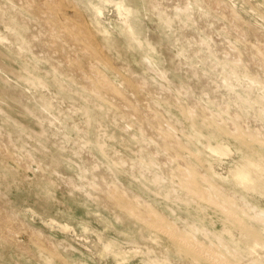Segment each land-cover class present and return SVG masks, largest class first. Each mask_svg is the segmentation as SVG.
<instances>
[{"label":"rangeland","instance_id":"374dc122","mask_svg":"<svg viewBox=\"0 0 264 264\" xmlns=\"http://www.w3.org/2000/svg\"><path fill=\"white\" fill-rule=\"evenodd\" d=\"M18 1L0 0V143L9 148L0 145V227L7 228L0 229V264H214L211 258H192L186 241H179L191 242L193 227L201 230L193 239L197 245L211 239L216 245L222 236L250 258L255 240L264 241V223L242 206L245 197L264 211V196L252 180L254 173L264 180V170L255 171L264 169V6L258 0H186L187 5L185 0H50L59 8L48 19L39 10L44 0ZM34 13L44 17L38 20ZM56 17V22H83V37L96 48L78 37L53 34L57 30L47 22ZM52 39V44L61 41L62 50L58 41L50 44ZM90 64L109 88L85 78ZM139 84L150 87L136 90ZM240 95L248 99L244 105L237 102ZM239 161L253 163L246 180L236 178ZM200 174L219 187L209 202L195 188L210 185ZM121 199L133 204L131 211L116 206ZM144 212H154L160 223L138 222L135 215ZM249 224L257 231L246 233ZM15 225L20 228L13 230ZM241 227L245 233L233 237ZM254 252L264 264L263 248Z\"/></svg>","mask_w":264,"mask_h":264},{"label":"bare ground","instance_id":"6f19581e","mask_svg":"<svg viewBox=\"0 0 264 264\" xmlns=\"http://www.w3.org/2000/svg\"><path fill=\"white\" fill-rule=\"evenodd\" d=\"M18 1V0H17ZM21 0H19L18 2H20ZM24 1V0H23ZM27 1V0H26ZM32 1V0H31ZM35 1V0H34ZM38 2H39V0H37ZM41 1V0H40ZM54 1V0H53ZM57 1V0H56ZM62 1V0H61ZM67 1V0H66ZM65 1V4L69 1H67L66 2ZM171 1V0H170ZM186 1V0H185ZM200 1H202V2H209L210 3V1L209 0H200ZM215 1H217V0H215ZM221 0H218V2H220ZM58 2V1H57ZM56 2V3H57ZM74 2V1H73ZM187 3L185 4V5H187L188 4V1H186ZM212 2V5L213 6H215V8H217V6L216 5H214L213 4V1H211ZM222 2V1H221ZM23 3H25L24 5H25V7H26V2H23ZM29 3V2H28ZM42 3V2H41ZM55 2H51L50 0L48 1V0H44V2H43V4H41V6L39 7V10L41 11V14H42V12H43V14L46 16V17H48V19H49V17L50 18H52L51 16H52V14H53V12L56 10V9H58L59 8V6L57 5L56 7L54 6L55 4H54ZM61 3V2H60ZM75 3H76V1H75ZM111 3V2H110ZM208 3V4H209ZM226 3V2H225ZM22 4V3H21ZM30 4V3H29ZM32 5H34L33 3H31ZM36 4V3H35ZM38 4V3H37ZM54 4V5H53ZM74 4V3H73ZM107 4H109V3H107ZM113 4V3H112ZM215 4H217L216 2H215ZM256 4L259 6V5H263L264 6V0H258V2H256ZM19 5V4H18ZM23 5V4H22ZM23 5V6H24ZM60 5V4H59ZM67 5V4H66ZM71 4H69V6H70ZM114 5V4H113ZM122 5V4H121ZM121 5H119V7L121 6ZM75 6H77V5H75ZM74 6V7H75ZM213 6H212V8H213ZM223 6H225L224 4H223ZM223 6L221 7V9L223 8ZM229 7V5L227 4L226 5V7ZM67 7H68V5H67ZM173 7V6H172ZM171 7V8H172ZM185 7V6H184ZM204 7V6H203ZM225 7V8H226ZM114 8H116L115 6H114ZM122 9H123V11H129L128 9H124L123 8V6L121 7ZM174 8H176V7H174ZM179 8H181V7H179ZM225 8H223V9H225ZM62 9V8H61ZM60 9V10H61ZM65 9V8H64ZM74 9H77V7L76 8H74ZM222 9V10H223ZM80 10V9H79ZM184 10V9H183ZM216 10V9H215ZM221 10V11H222ZM77 11V10H76ZM224 11V10H223ZM223 11H222V13H223ZM33 12H35V7H34V11ZM66 12H68V10L66 11ZM130 12V11H129ZM59 13V12H58ZM61 13H62V11H61ZM60 13V14H61ZM80 13H82V12H80ZM231 13V12H230ZM233 13V12H232ZM235 13V12H234ZM233 13V14H234ZM63 14V13H62ZM236 14V13H235ZM34 15H35V18H36V16H37V14H35L34 13ZM44 15L42 16V17H44ZM79 15V14H78ZM221 16L222 15H224V14H220ZM228 15V14H227ZM40 16V13H39V17L40 18H42ZM53 16H54V14H53ZM67 16V15H66ZM65 16V17H66ZM81 16V15H80ZM230 16V14L228 15V17ZM236 16H237V14H236ZM39 17L37 16V18H38V20H39ZM61 17H63V15L61 16ZM85 17V16H84ZM223 17V16H222ZM227 16H226V18H228ZM57 18L58 17H56V20L54 21V20H50V21H48L47 22V28L49 27V29H53V30H57V31H54V32H52L53 34H58V32H61V33H59V34H64L65 33V35H67V38H68V36L69 37H71V38H74L75 40L77 39V37H78V40L80 41H82V42H84V43H86V44H90L91 45V48H94V47H92V44H91V40L89 39V38H87L86 36L85 37H83L84 36V27L82 26V24H83V22L80 24V23H77V22H73V23H71L70 21L69 22H61L59 19V21L60 22H56L57 21ZM80 18H82V21H83V17H80ZM224 18V17H223ZM229 18H232V16H230ZM73 19V18H72ZM119 19L120 20H122V18H120L119 17ZM239 19V18H238ZM44 21V20H43ZM67 21V20H66ZM81 21V20H80ZM229 22L231 21L230 19L228 20ZM241 21V20H240ZM79 22V21H78ZM242 22V21H241ZM40 23H41V20H40ZM193 23V22H192ZM208 23V22H207ZM230 23H232V22H230ZM240 23V22H239ZM26 24V23H25ZM44 24V23H43ZM90 24V23H89ZM243 24V23H242ZM45 25V24H44ZM86 25V24H85ZM247 25H250V24H248L247 23ZM91 26V24L89 25V27ZM239 25H237V27H238ZM45 28H46V26H44ZM223 27H225V25L223 26ZM222 27V28H223ZM243 27V25H241V27L240 28H242ZM86 28V27H85ZM184 28V27H183ZM206 28H207V26H206ZM221 28V27H220ZM221 28V29H222ZM231 28H235V27H231ZM253 28V26L251 27V29ZM92 29V28H91ZM220 29V30H221ZM225 29V28H224ZM40 30V29H39ZM44 30V29H43ZM47 30V29H46ZM225 30H227V29H225ZM230 30V29H229ZM234 30V29H233ZM255 30V29H254ZM47 31H49V30H47ZM92 31L93 30H91V31H89V32H91L92 33ZM211 31V30H210ZM235 31V30H234ZM244 31V30H243ZM85 32H86V30H85ZM230 32V31H229ZM228 32V33H229ZM255 32H256V30H255ZM40 33V32H39ZM47 33V32H46ZM105 33H106V31H105ZM239 33H240V35H241V31H239ZM246 33H248V32H246ZM51 34V33H50ZM49 34V35H50ZM95 34V33H94ZM230 34V33H229ZM233 34V33H232ZM249 34V33H248ZM39 35V34H38ZM42 35V34H41ZM46 35V34H45ZM45 35H43V36H45ZM48 35V36H49ZM81 35V36H80ZM87 35V34H86ZM91 35V34H90ZM244 35H245V33H244ZM232 36V35H231ZM243 36V35H242ZM247 36V35H246ZM258 36H260V35H258ZM36 37V36H35ZM35 37H33L32 36V38H35ZM49 37H51V35L49 36ZM65 36L63 35V38H64ZM211 37V36H210ZM237 37V36H236ZM245 37V36H244ZM263 37H264V35H263ZM32 38H31V40H32ZM58 38V37H57ZM56 37H55V39H57ZM209 38V37H208ZM256 38V37H255ZM51 39V38H50ZM237 39V38H236ZM243 39V38H242ZM241 39V40H242ZM47 40V39H46ZM54 39H52V40H49L50 41V44H52V41H53ZM200 40H202V39H200ZM225 40V39H224ZM239 40V39H238ZM39 41H40V39H39ZM38 41V42H39ZM56 41H58V40H56ZM55 41V42H56ZM240 41V40H239ZM248 41H250V39H248ZM255 41V40H254ZM55 42H53V44L52 45H54V43ZM61 43V41L59 40L58 41V43ZM64 42V41H63ZM97 42V41H96ZM202 42V41H201ZM245 42V41H244ZM256 42H257V40H256ZM260 41H258V43H259ZM40 43V42H39ZM46 42L45 41H43V44H45ZM58 44V45H60V48H61V44ZM65 43H66V40H65V42L63 43L64 44V46H65ZM198 43H200V41H198ZM215 43V42H214ZM255 43V42H254ZM262 43H264V42H262ZM261 43V46L259 45V44H257V46L259 45V47H262L263 46V44ZM48 44V43H47ZM56 44V43H55ZM76 44V43H75ZM80 44V43H79ZM231 44V43H230ZM245 44H246V42H245ZM70 45V42H69V44L67 45V46H69ZM72 45H73V43H72ZM78 45V44H77ZM205 45V44H204ZM217 45V44H216ZM225 45H226V43H225ZM41 46V45H40ZM44 46H46V45H44ZM57 46V45H56ZM63 46V47H64ZM223 46V45H222ZM228 46H229V44H228ZM50 47V49H49V53H50V50H52L51 49V47H53V46H49ZM75 47V46H74ZM101 47V46H100ZM226 47V46H225ZM224 47V48H225ZM258 47V48H259ZM33 48H34V46H33ZM54 48H56V47H54ZM59 48V47H58ZM57 48V49H58ZM65 48V47H64ZM70 48V47H69ZM79 48V47H78ZM96 48V47H95ZM232 48V47H231ZM248 48H249V46H248ZM67 49V48H66ZM81 48H79L78 50H80ZM103 49V48H102ZM234 49H235V47H234ZM233 49V50H234ZM250 49V48H249ZM249 49H248V51H249ZM262 48H260L259 50H261ZM60 50H62V48L60 49ZM60 50H58V51H60ZM63 50H65V49H63ZM68 50V49H67ZM87 50V49H86ZM96 50V49H95ZM208 50V49H207ZM224 50V49H223ZM227 50V49H226ZM226 50H224V51H226ZM230 49H228L227 51H229ZM236 50V49H235ZM251 51L253 50V47H251V49H250ZM84 52H85V48H84V50H83ZM104 51H105V49H104ZM209 51H212L211 49L209 50ZM222 51V50H221ZM221 51H220V53H221ZM262 51V50H261ZM264 51V50H263ZM57 52V51H56ZM62 52V51H61ZM61 52H60V55H61ZM72 53L73 51L71 50V51H69V53ZM76 52L77 51H75V54H76ZM79 52V51H78ZM88 52H89V50H88ZM87 52V53H88ZM230 52V51H229ZM256 52V51H255ZM47 53V52H46ZM52 53H53V51H52ZM51 53V54H52ZM63 53V52H62ZM105 53V52H104ZM211 53H215V51L213 50ZM228 53V52H227ZM235 53V52H234ZM257 53V52H256ZM256 53H255V55H256ZM42 54V53H41ZM57 54V53H56ZM91 54V53H90ZM94 54V53H93ZM93 54H91V55H93ZM97 54V53H96ZM99 54V53H98ZM198 54V53H197ZM226 54V53H225ZM263 54H264V52H263ZM53 55V54H52ZM51 55V56H52ZM69 55V54H68ZM82 55H84V54H82ZM100 55H102V54H99V57H100ZM106 55H108V54H106ZM105 55V56H106ZM224 55V54H223ZM236 55V54H235ZM238 55V54H237ZM237 55H236V57H234L233 55H231V57H234L235 59L236 58H239V57H237ZM95 56V55H94ZM104 56V57H105ZM109 56V55H108ZM226 56H228V55H226ZM251 56H252V54H251ZM257 56V55H256ZM61 57H63V58H66V57H64V56H61ZM70 57V56H69ZM85 57H87V59H85V60H87L88 61V59L90 58H88V56H85ZM84 57V58H85ZM97 58H98V56H96ZM103 57V58H104ZM258 57V56H257ZM52 59H53V57H51ZM82 58V57H81ZM110 58V57H109ZM67 59V58H66ZM70 59V58H69ZM69 59H67V60H69ZM73 59H74V57H73ZM91 59V58H90ZM99 59V58H98ZM102 59V58H101ZM233 59V58H232ZM233 60L234 62H236V60ZM242 59V58H241ZM55 60H57V59H55ZM61 60V59H60ZM76 60H79V62L81 61V59H77V56H76ZM75 60V61H76ZM219 60V59H218ZM223 60V59H222ZM70 61H72V60H70ZM69 61V62H70ZM74 61V60H73ZM91 61V60H90ZM97 61V60H96ZM103 61H104V59H103ZM232 61V60H231ZM238 61H239V59H238ZM66 62H68V61H66ZM65 62V63H66ZM78 62V63H79ZM93 62H95V61H93ZM106 62V61H105ZM248 62V61H247ZM252 62H254V60L253 61H251V63ZM258 62L260 63V61L258 60ZM64 63V61L62 62V64ZM74 63V62H73ZM112 63V62H111ZM238 63V62H237ZM249 63V62H248ZM67 64L68 63H66V66H67ZM95 64H96V62H95ZM253 64H255V63H252V65ZM65 65V64H64ZM76 65V64H75ZM79 65H84L83 64V62H82V64H79ZM78 65V66H79ZM87 65V67L89 66L88 64H86ZM245 65H246V63H245ZM258 65V64H257ZM261 65V64H260ZM85 66V65H84ZM83 66V67H84ZM93 66L94 65H91L90 64V67H92V68H89L88 70H86L85 71V78L87 77V79L89 80V79H93V80H91L90 81V84H91V82L92 81H94V80H96V81H100V83L101 84H103V85H105V88L107 89V88H109L108 86H106V85H108V82H107V80L105 79H102V80H100V72H98L97 70H95V69H93ZM242 66V65H241ZM254 66V65H253ZM256 66V65H255ZM54 67V66H53ZM58 67V66H57ZM70 67V66H69ZM72 67V66H71ZM75 67V66H74ZM74 67H72V70H73V68ZM259 67V66H258ZM61 68H63V67H61ZM60 68V69H61ZM68 68V67H67ZM77 68V67H76ZM78 68H80V71H81V67H78ZM98 68V67H97ZM111 68V67H110ZM116 68H119V67H116ZM71 69V68H70ZM84 69V68H83ZM120 69V68H119ZM251 70V69H250ZM61 71V70H60ZM79 71V70H78ZM78 71H76V73L78 74V75H80L79 73H78ZM99 71H100V69H99ZM62 72V71H61ZM70 72H71V70H70ZM103 73V72H102ZM251 74H252V72H251ZM253 74H254V72H253ZM256 74H258L257 72H256ZM84 76H82V78L84 77ZM254 76V75H253ZM79 77H81V76H79ZM129 77H131V78H133L132 77V75L130 76L129 75ZM136 77V76H135ZM134 77V78H135ZM152 77V76H151ZM255 77V76H254ZM257 77H258V75H257ZM78 78V77H77ZM101 78H102V76H101ZM131 78H129V79H131ZM86 79V80H87ZM123 79V78H122ZM138 79V78H137ZM164 79V78H163ZM82 80H84V79H82ZM124 81H125V79H123ZM133 80V79H132ZM139 80H141V79H139ZM124 81H121V82H124ZM126 82V81H125ZM146 82V81H145ZM213 82V81H212ZM231 82V81H230ZM82 83H83V81H82ZM87 83V82H86ZM134 83V82H133ZM141 83V82H140ZM225 83V82H224ZM253 83V82H252ZM114 84V83H113ZM145 84V83H144ZM144 84H139V86H134V88L136 87V90L137 89H140L141 87H143L144 86ZM207 84V83H206ZM205 84V85H206ZM212 84V83H211ZM84 85V84H83ZM102 85V86H103ZM115 85V84H114ZM143 85V86H142ZM146 85V84H145ZM217 85V84H216ZM85 86V85H84ZM87 86H89V84H87ZM95 86V85H94ZM101 86V85H100ZM163 86V85H162ZM209 86V85H208ZM104 87V86H103ZM116 87H117V85H116ZM119 87V86H118ZM126 87H128L129 89H131L130 88V86L128 85V86H126ZM140 87V88H139ZM146 87V86H145ZM150 87V86H149ZM148 87V88H149ZM152 87V86H151ZM127 88V89H128ZM134 88H132V90L134 89ZM147 87L145 88V89H148ZM162 88V87H161ZM216 88H218V87H216ZM92 89H93V87H92ZM120 89V88H119ZM122 89V88H121ZM120 89V90H121ZM143 89H144V87H143ZM142 89V90H143ZM144 89V90H145ZM156 88H154L153 90H155ZM163 89V88H162ZM167 89V88H166ZM91 90V89H90ZM97 90V89H96ZM95 89H94V91H96ZM111 90V89H110ZM136 90H134V91H136ZM151 90V89H150ZM149 90V91H150ZM152 90V91H153ZM213 90V89H212ZM263 90V89H262ZM112 91V90H111ZM123 91V90H122ZM138 91H140V93H142V91L141 90H138ZM147 91V90H146ZM148 91V93L150 94V92ZM168 91V90H167ZM97 93H99V91H96ZM123 92H125V90L123 91ZM160 92V91H159ZM159 92H157L156 91V93L158 94ZM164 92H165V90H164ZM110 93V92H109ZM138 93V92H137ZM156 93L154 94V96L156 95ZM188 93V92H187ZM103 94H105V93H103ZM102 94V95H103ZM123 94V93H122ZM125 94H127L126 92H125ZM130 94V93H129ZM132 94V93H131ZM144 94V93H143ZM170 93H168V95H169ZM186 94V93H185ZM205 94V93H204ZM219 94V93H218ZM99 95V94H98ZM133 95V94H132ZM166 95V94H165ZM183 95V94H182ZM116 96V95H115ZM126 96V95H125ZM130 96V95H129ZM128 96V97H129ZM135 96H136V94H135ZM141 96H145V95H141ZM147 96V95H146ZM152 96H153V94H152ZM157 96V95H156ZM159 96H160V94H159ZM164 96V95H163ZM229 96V95H228ZM104 97H105V95H104ZM131 97V96H130ZM138 97H139V95H138ZM137 97V99H139ZM166 97V96H165ZM172 97H174V96H172ZM133 97H131V98H128V99H132ZM167 98H169V96H167ZM137 99H135L136 100V103H137ZM146 99V98H145ZM148 99H150V98H148ZM147 99V100H148ZM174 99H175V97H174ZM174 99H173V102H175L174 101ZM178 99V98H177ZM112 100H114L113 98H112ZM123 100V99H122ZM146 100V101H147ZM193 100H195L194 98H193ZM214 100V99H213ZM133 102L132 103H134V100H132ZM178 101V100H177ZM190 101H192V99L190 100ZM248 101V99H246V98H243V95H240L238 98H237V102H240V105H244L246 102ZM149 102H150V100H149ZM149 102H147V103H149ZM195 102H197V100L195 101ZM142 103V102H141ZM143 103H145V102H143ZM177 103V102H176ZM194 103V102H193ZM193 103H192V105H193ZM135 104V103H134ZM138 104H140V103H138ZM150 104H152L151 102H150ZM196 104H198V103H196ZM116 105V104H115ZM119 105H120V103H119ZM127 105H128V103H127ZM137 105V104H136ZM156 105V104H155ZM226 105H227V103H226ZM126 106V103H125V105H124V107ZM151 106V105H150ZM191 106V105H190ZM194 106V105H193ZM198 106V105H197ZM200 106V105H199ZM118 107V106H117ZM121 107V106H120ZM123 107V108H124ZM128 109H129V107L130 106H126ZM125 107V108H126ZM144 107V106H143ZM122 108V109H123ZM131 108V107H130ZM150 108V107H149ZM122 109H119V110H122ZM132 109V108H131ZM131 109H129L130 110V112H131ZM146 109V108H145ZM187 109H189V108H187ZM192 109H193V107H192ZM191 109V110H192ZM206 109V108H205ZM190 110V111H191ZM125 110H123L122 112H124ZM126 111H128V110H126ZM125 111V112H126ZM133 111H135V110H133ZM132 111V112H133ZM138 111H140V110H138ZM141 111H144L143 109L141 110ZM148 111H150V110H148ZM148 111H147V113H148ZM193 111H195V109L193 110ZM124 112V113H125ZM129 112V113H130ZM130 113V114H132V115H136V114H134V113ZM159 112V111H158ZM224 112V111H223ZM141 114L142 113H144V112H140ZM193 113V112H192ZM191 113V114H192ZM120 114V113H119ZM137 114H139V113H137ZM141 114H139V115H141ZM145 114V113H144ZM190 114V113H189ZM227 114V113H226ZM126 116H128L129 114H125ZM130 116V115H129ZM146 116V115H145ZM144 115H143V117H145ZM154 116V115H153ZM153 116H151V117H153ZM189 116H191V115H189ZM210 116H211V114H210ZM210 116H207V117H210ZM135 117V116H134ZM136 117H139V116H137L136 115ZM148 117V116H147ZM150 117V118H151ZM156 117V116H155ZM146 118V117H145ZM145 118H144V120H145ZM159 118H161V116L159 117ZM212 118V117H211ZM125 119V118H124ZM152 119H154V118H152ZM139 120H140V118H139ZM216 120V119H215ZM128 121V120H127ZM129 122V121H128ZM140 122V121H139ZM150 122L151 123H154L153 122V120H151L150 119ZM150 122H148V124L150 123ZM159 122H160V120H159ZM130 123V122H129ZM162 123V122H161ZM218 123H221V122H219L218 121ZM141 124V123H140ZM231 124V123H230ZM229 124V126H231V128H232V125L234 126V124H231L230 125ZM245 124V123H244ZM129 125V124H128ZM131 125V124H130ZM143 126L145 125V123L144 124H142ZM153 125H155V123L153 124ZM162 125V124H161ZM161 125H160V127H161ZM152 126V125H151ZM156 126V125H155ZM157 126L159 127V125H158V122H157ZM145 127H147V126H145ZM162 128V127H161ZM167 128V127H166ZM258 128V127H257ZM146 129V128H145ZM147 129H149V127L147 128ZM235 129V128H234ZM234 129H233V131H234ZM255 129V128H254ZM254 129H253V131H254ZM257 130V129H256ZM158 131V130H157ZM236 131V130H235ZM182 132V131H181ZM152 133V132H151ZM157 133H159V134H161V132H157ZM257 133H258V131H257ZM256 133V134H257ZM158 134V135H159ZM154 135V134H153ZM259 135V134H258ZM0 136H1V134H0ZM160 136V135H159ZM161 136L162 137H164L163 136V134H161ZM2 137V136H1ZM151 137V136H150ZM9 140V139H8ZM169 141V140H168ZM167 141V142H168ZM176 141H177V138H176ZM176 141H174V142H176ZM8 142V141H7ZM178 142V141H177ZM2 143V142H1ZM1 143H0V145H1ZM168 143H170V142H168ZM10 144V141H9V143H8V145ZM2 145H3V143H2ZM1 145V146H2ZM12 146V145H11ZM13 147H14V145H13ZM99 147H101V145H99ZM179 147V146H178ZM2 148V147H1ZM3 148L5 149V150H7V149H9V148H5V145H3ZM2 150V149H1ZM4 150V151H5ZM148 150V149H147ZM227 150V149H226ZM4 151H3V153H4ZM149 151V150H148ZM165 151V150H164ZM152 152H154V151H152ZM2 153V152H1ZM0 153V154H1ZM11 153H13V152H11ZM252 153V152H251ZM6 154V153H5ZM154 154H155V152H154ZM2 156V155H1ZM15 156V154L13 153V157ZM12 157V158H13ZM19 157V156H18ZM30 156H28L27 158H29ZM15 158V157H14ZM17 158V157H16ZM20 158V157H19ZM21 159V158H20ZM32 159V158H31ZM30 159V160H31ZM168 159V158H167ZM16 160V159H15ZM33 160V159H32ZM31 160V161H32ZM169 160V159H168ZM14 161V160H13ZM17 161H19V160H17ZM167 161V160H166ZM165 161V162H166ZM22 162V161H21ZM164 162V163H165ZM169 162H171V161H169ZM163 163V162H162ZM172 163V162H171ZM25 164H27V163H25ZM31 164V163H30ZM38 164H39V162H38ZM185 164V163H184ZM252 162H250V161H239L238 162V166H237V170H236V178H238V179H243V180H246V179H248L249 178V172H251L250 171V169H249V167L250 166H252ZM166 165V164H165ZM225 165V164H224ZM23 166H25L24 165V163H23V165H22V167ZM30 166V165H29ZM179 166V165H178ZM226 166V165H225ZM256 166V165H255ZM184 167V166H183ZM219 167H220V165H219ZM227 167V166H226ZM253 167V166H252ZM27 168V167H26ZM30 168H31V166H30ZM249 169V172H248V169ZM23 169H24V167H23ZM178 169H182V168H180V166L178 167ZM28 170V169H27ZM27 170H25V171H27ZM31 170V169H30ZM263 171L264 169H262V168H257V169H255V171ZM221 171H222V169H221ZM226 171V170H225ZM87 172V171H86ZM169 172H170V170H169ZM186 172H187V169H186ZM42 173V172H41ZM181 174H184L185 173V171H182L181 170V172H180ZM221 173V172H220ZM42 174H44V173H42ZM102 175H103V173H101ZM170 174V173H169ZM101 175V176H102ZM201 175V174H200ZM234 174H232L231 176H233ZM234 175V176H235ZM45 176V175H44ZM114 176V175H113ZM182 176V175H181ZM187 176H188V172H187ZM186 176V177H187ZM202 176V175H201ZM105 177H106V175H105ZM183 177H185V176H183ZM185 177V178H186ZM48 178V177H47ZM175 178H177L176 176H175ZM188 178H190L189 176H188ZM187 178V179H188ZM262 177L261 176H258L256 173H254V175L252 176V180L255 182V187H256V189L257 190H259V193L261 194V195H263L264 196V180L263 179H261ZM201 179H203L202 181L203 182H205V183H207V182H209V186H206L205 185V187H203V189L202 188H199V185H195V188L197 189V191L201 194V196L202 197H204L206 200H208V199H210L209 197H210V194L211 193H213L214 192V190H217V189H219V187L215 184V183H213L212 182V184H211V182L210 181H208L207 180V178L205 177V174L202 176V178ZM185 180V179H184ZM51 181V180H50ZM112 181H114L113 179H112ZM158 181V180H157ZM93 184V183H92ZM100 184V183H99ZM181 184V183H180ZM72 185V184H71ZM103 185V191H105L107 188H105V186H104V184H102ZM190 185V184H189ZM101 186V185H100ZM181 186V185H180ZM76 187V186H75ZM91 187H96L95 185L94 186H91ZM102 187V186H101ZM109 187V186H108ZM114 187V186H113ZM184 187V186H183ZM190 187V186H189ZM99 188V187H98ZM97 188V189H98ZM104 188H105V190H104ZM95 189V188H94ZM111 189V188H110ZM119 189H121L120 187H119ZM99 190V189H98ZM112 190V189H111ZM121 191L122 190H120V193H121ZM108 192H110V190L108 191ZM116 192V191H115ZM114 192V195L116 194ZM106 193V192H105ZM87 194H88V192H87ZM104 194V193H103ZM110 194V193H109ZM113 194V193H112ZM121 194H123L124 195V193L122 192ZM114 195L112 196V197H114ZM187 195H188V193H187ZM91 196V195H90ZM106 196H108V195H106ZM110 197H111V195H109ZM125 196H126V193H125ZM1 197H3V195L1 194ZM92 197V196H91ZM99 197V196H98ZM117 197H118V195H117ZM127 197V196H126ZM228 197H229V195H228ZM227 197V198H228ZM231 197V199L233 198V196H230ZM95 198H97V196H95ZM107 198V197H106ZM120 198V197H119ZM92 199V198H91ZM202 199V198H201ZM212 199V198H211ZM217 199V198H216ZM102 200V199H101ZM130 200H131V198H130ZM136 200H138V198H136ZM204 200V199H203ZM229 200V199H228ZM242 200H243V202H242V206L243 207H245V208H250L251 209V211H255V214H253V215H251V216H253V218L255 219V220H257V221H260V222H262V223H264V211H256L255 209H256V207L255 206H252V204H250V202L249 201H247V199H245V197L244 198H242ZM110 201H112L113 202V200L111 199ZM196 201V200H195ZM233 201V200H232ZM106 202V201H105ZM111 202V205L113 204ZM115 202V201H114ZM135 202H138V201H135ZM208 202H209V200H208ZM117 203H119L118 205H116V206H118V207H121L122 209H125V211L127 210V211H131V208L133 207V204L132 203H130V202H127V201H124V200H120L119 202H117ZM144 203V202H143ZM224 203V202H223ZM105 204V203H104ZM146 204V203H145ZM101 205H103V203L101 204ZM105 205H108V204H105ZM137 205V204H136ZM139 205V204H138ZM224 205V204H223ZM235 205V204H234ZM113 206V205H112ZM149 206V205H148ZM219 206V205H218ZM233 206V204L231 203V207ZM104 207H106V206H104ZM113 207H115V206H113ZM117 207V208H118ZM150 207V206H149ZM152 207V206H151ZM150 207V208H151ZM224 207V206H223ZM235 207V206H234ZM107 208V207H106ZM154 208V207H153ZM4 209V208H3ZM2 209V210H3ZM221 209H222V207H221ZM224 209H225V207H224ZM240 209H241V207H240ZM0 210H1V208H0ZM5 210V209H4ZM226 210V209H225ZM242 210V209H241ZM224 211V210H223ZM3 212H5V211H3ZM138 212V211H137ZM226 212H228L227 210H226ZM139 213V212H138ZM146 215H139V214H136L135 216H137V218H136V220L138 221V222H146V223H153V222H158V223H160V218H158V217H156V218H154V212H152V213H148V212H144ZM230 213V212H229ZM242 213H244V212H242ZM8 214V215H7ZM11 214V213H10ZM135 214V213H134ZM5 215V214H4ZM6 215H7V217H9V213L7 212L6 213ZM5 215V216H6ZM15 215V214H14ZM14 215H12L11 214V218L14 216ZM233 215V214H232ZM243 215H246V213H244ZM4 216V217H5ZM133 217H134V215H132ZM162 216H164V215H162ZM161 216V217H162ZM251 216H250V218H251ZM1 217V216H0ZM17 216H15V218H16ZM235 217V216H234ZM248 217H249V215H248ZM14 218V217H13ZM252 218V219H253ZM5 219V218H4ZM8 219H10V218H8ZM164 219H166V217L164 218ZM16 220V219H15ZM4 221V220H3ZM5 221H6V219H5ZM20 221V220H19ZM8 222H10V220L8 221ZM16 222V221H15ZM2 223V222H1ZM3 223H5V222H3ZM2 223V224H3ZM7 223V222H6ZM12 223V222H11ZM10 223V224H11ZM14 223V222H13ZM21 223V222H20ZM22 223H23V221H22ZM15 224V223H14ZM150 224V225H151ZM7 225V224H6ZM5 225V226H6ZM13 225V224H12ZM16 225H18V222L16 223ZM15 225V229H13V230H17V228L19 229L20 227H17ZM23 225V224H22ZM164 225V227H167V225H165V224H163ZM25 226H26V224H25ZM2 227H4V224H3V226ZM2 227H0V229L2 230ZM10 227V225H9V223H8V228ZM12 227V226H11ZM176 227V226H175ZM244 227H246L247 228V231H246V233L247 232H255V231H257V230H255L254 229V226L253 225H251V224H249L248 225V227L247 226H244ZM14 228V227H13ZM23 228H24V226H23ZM27 228V227H26ZM29 228V227H28ZM4 229V228H3ZM6 230H7V228H5ZM12 229V228H11ZM10 229V230H11ZM161 229V228H160ZM166 229V228H165ZM167 229H168V227H167ZM176 229V228H175ZM1 230H0V232H1ZM5 230V231H6ZM23 230V229H22ZM2 231H4V230H2ZM4 231V232H5ZM12 231V230H11ZM26 231V230H25ZM32 231V230H31ZM165 231V230H164ZM169 231V230H168ZM199 231H201L198 227H193V235H191V234H189V236L191 237H188V238H190V240H192L191 242L189 241V239H187V238H185V239H182V240H180L181 238H179V241H181L182 243L183 242H185V244H187V249H188V254L192 257V258H196V259H212L213 261H214V264H260L259 262L260 261H258V259H259V256H258V254L257 253H255L254 252V250H255V247L256 246H258V248H259V246L260 247H262L263 248V250H264V241L263 242H260V241H256L255 240V243H254V245L251 247V248H249V249H251V251H250V258H247V257H245V256H243V255H241L240 253H239V250L235 247H233L232 246V240H225V239H223L222 238V236H218V237H216L215 239L217 240V244L216 245H214L213 244V241H212V239L209 241V244H206L204 241L202 242V244H196L195 243V241L194 240H196L195 239V233H197V232H199ZM21 232V231H20ZM29 232V231H28ZM37 231H34V232H32V233H34L33 235H36L35 233H36ZM245 233V231H244V229H243V227H241V228H239V229H237V230H235L234 231V233H233V237H236L237 235H242V234H244ZM2 233V232H1ZM8 233V232H7ZM6 233V234H7ZM11 233H14V232H11ZM174 233V231L171 233V231L170 232H168V234L170 235V234H173ZM5 233H3V235H4ZM16 234V238L18 237L17 236V233H15ZM30 234V233H29ZM39 234V232L37 233V235ZM255 234V233H254ZM14 235V234H13ZM30 235H32V234H30ZM174 235V234H173ZM188 235V234H187ZM5 237H6V235H4ZM8 236V235H7ZM12 235H10V238H12V237H14L15 238V235L14 236H12ZM186 236V235H185ZM38 238H39V236H37ZM42 236L40 235V238H41ZM204 237H206V236H204ZM4 238V237H3ZM8 238V237H7ZM34 238V237H33ZM44 238H45V236H44ZM207 238V237H206ZM29 239H30V237H29ZM35 239V238H34ZM43 239V238H42ZM46 239V238H45ZM194 239V240H193ZM9 240V239H8ZM7 240V241H8ZM16 240H18V238L17 239H15V241ZM37 240L38 239H36V242H37ZM47 240V239H46ZM238 240H239V238H238ZM248 240V239H247ZM11 241V245H12V239L10 240ZM19 241V240H18ZM17 241V243H18V247H20L21 246V244H19V242ZM47 241H49V240H47ZM46 241V242H47ZM9 242V241H8ZM46 242H45V245H47L46 244ZM239 242H241V240L239 241ZM16 243V244H17ZM52 244H53V242H51ZM51 243H49V245L51 244ZM191 243V244H190ZM196 245H195V244ZM15 244V245H16ZM40 244H41V242H40ZM40 244H39V242H38V245L40 246ZM17 246V245H16ZM48 246V245H47ZM46 246V247H47ZM22 247V246H21ZM20 247V248H21ZM45 247V246H44ZM54 247V246H53ZM108 247V246H107ZM24 249V248H23ZM27 249V248H26ZM53 249V248H52ZM17 250H19L18 248H17ZM54 250H55V248H54ZM105 250H107L108 251V249H105ZM223 250L225 251V252H223ZM22 251V250H21ZM24 251H25V249H24ZM50 251V250H49ZM181 251V250H180ZM262 251V250H261ZM28 252H29V249H28ZM28 252H27V254H28ZM56 252V251H55ZM54 253V252H53ZM102 253V252H101ZM100 253V254H101ZM121 254V252H115L114 253V255L115 256H119ZM228 254H231V256H233V258L235 257V258H238V257H243V259H238V260H236V262H233L232 260H229V259H227L228 257H227V255ZM105 255V254H104ZM35 255L33 254V257H34ZM99 257H100V255H99ZM36 258V257H35ZM101 258V257H100ZM103 258V257H102ZM60 260V259H59ZM30 261V260H29ZM60 261H62V260H60ZM158 264H169V263H167V262H161V263H158Z\"/></svg>","mask_w":264,"mask_h":264}]
</instances>
